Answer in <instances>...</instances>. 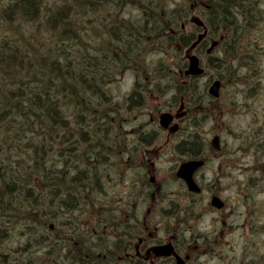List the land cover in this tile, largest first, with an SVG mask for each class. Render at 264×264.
<instances>
[{
    "label": "trees",
    "instance_id": "16d2710c",
    "mask_svg": "<svg viewBox=\"0 0 264 264\" xmlns=\"http://www.w3.org/2000/svg\"><path fill=\"white\" fill-rule=\"evenodd\" d=\"M195 1H204L208 7L200 8L209 34L199 50L203 52L211 39L224 38L220 51L206 58L213 80L236 85L243 78L245 82L252 79L259 47L252 42L260 39L255 30L264 16L263 0H10L1 5L0 247L17 226L31 236L34 228L30 225L35 224L44 232V239L47 232L51 235L48 248L53 251L59 243L53 240L58 227L55 224L51 230L34 215L39 213L35 203L44 204L40 207L45 213L51 196L52 202L70 193L78 199L77 192L84 187L87 200L80 215L86 220L70 234L76 233L82 253L74 262H94L96 241L105 239L104 221L112 222L114 216L110 215L128 211L113 207L112 199L94 200L111 157V134L124 135L125 112L139 109L147 98L154 105L155 98H162L172 107L184 98L191 121L188 124L198 128L208 121L212 110L221 111L222 104L236 108L233 97L225 103L222 98L212 100L207 92L209 84L201 85L199 78L181 77L175 71L186 68L183 51L199 31L196 27L182 29V24L190 21L194 12L190 5ZM107 6L109 9H103ZM127 11L128 17L122 18ZM154 51L162 54L157 64L149 59ZM245 68L250 70V77L239 75ZM127 71L136 77L143 75V82L125 102L114 101L110 94L113 89L108 87ZM135 132L138 142L133 147L125 145V156L120 152L127 157L122 161L125 164L127 151L132 152L135 164L142 159L141 148L150 144L154 133L142 129ZM191 143L182 140L183 154H191ZM94 216L100 219L93 221ZM123 219L118 220L121 226L115 230H127ZM83 222L92 224L97 233L89 227L84 229ZM46 244L47 240L42 242V246ZM61 253H53L49 262L57 264ZM14 255L13 264H25L21 252ZM98 255L113 261L110 252ZM65 260L64 255L61 261Z\"/></svg>",
    "mask_w": 264,
    "mask_h": 264
},
{
    "label": "flooded vegetation",
    "instance_id": "af4514ba",
    "mask_svg": "<svg viewBox=\"0 0 264 264\" xmlns=\"http://www.w3.org/2000/svg\"><path fill=\"white\" fill-rule=\"evenodd\" d=\"M249 126L238 132L226 123L220 149L214 148L212 140L204 142L200 150L195 146L190 157L203 161L194 173L199 190L189 192L184 181L171 175L181 186L180 196L185 197L175 209L171 208L175 200L167 198V177L159 162L161 154L173 151L176 135L160 136L143 147L142 161L137 165L133 161V171L143 174H134L117 199L128 201V211L123 217H111L113 237L107 241V250L113 261L60 264H176V255L183 264H264L263 113ZM168 210L173 212L172 226L189 224L190 239L180 240L178 229L167 230L162 213ZM124 217L127 230H115ZM83 226L87 228L86 223ZM167 244L173 245L174 254L160 255L158 247ZM0 264L6 263L3 260Z\"/></svg>",
    "mask_w": 264,
    "mask_h": 264
},
{
    "label": "rangeland",
    "instance_id": "374dc122",
    "mask_svg": "<svg viewBox=\"0 0 264 264\" xmlns=\"http://www.w3.org/2000/svg\"><path fill=\"white\" fill-rule=\"evenodd\" d=\"M9 1L10 0H0V8L2 4H6ZM174 2L178 3L180 2V0H174ZM262 8L264 9V0L262 1ZM103 9H109V6ZM122 16H123L122 18H127L128 11L124 13ZM92 18L94 20L99 19V17H92ZM257 27L258 28L255 31H257L258 37L260 39H257L258 42L257 41L252 42L255 44L257 43L259 44L256 60L253 63L256 74L252 79L248 78L246 82L245 79L243 78L236 85L232 81H229L228 85L223 84L221 100H223L225 103L230 99H232L233 97L237 102L236 108L230 109L226 105L222 104L221 111L220 110H219L220 112L214 111L215 113H213L212 110V113L210 114L211 116L210 118H208V121L204 123V125L198 128L193 126L190 127V125L188 124V122L189 123L191 122L190 117L186 118L187 122L183 124V128L181 132H179L175 137V139L173 140L174 142L173 151L167 150L163 154H161V160L159 164L161 166V169L163 170V175L167 177L166 178L167 189H168L167 198L175 200L173 204L171 202L172 209L179 207L180 204L185 202V197L180 196L178 192L181 186H179V183L174 176L172 178L170 177L174 173V171L172 170L173 165L175 163L181 162V159L185 158L186 156L185 155L186 153L185 154L182 153V149L180 146L182 140L184 139L191 140L192 142L191 152L192 149L195 148V145L197 149L199 146L200 147L199 150H200L202 147H204L203 146L204 142L209 141L213 138L214 136L213 132H218L220 134H223L222 130L226 123L229 124L234 130H237L239 132V130L248 129L250 127L249 124L251 123V120L258 118L261 112L264 115V108H262V105H264V16H262V19L259 20ZM193 28L194 27L192 25L187 26L188 31ZM247 40L249 41L251 39L247 38ZM219 51L220 50H217L214 54H217ZM199 55L201 56L203 63L205 64V62L207 61L206 57L204 56L203 53H199ZM161 58H162V54L160 53V51H154L150 55L149 59L151 63L155 62L157 64ZM212 73L213 71L211 70V68L207 67V75L202 78H199V84L204 86L206 84L210 85L213 80ZM239 75L243 77L244 76L250 77L251 72L249 69L245 68L240 71ZM142 78H144L143 75H137L136 77L133 73L128 71L121 78L118 77L108 87L109 90L110 87H112L113 89V91L110 90L111 91L110 94L113 100L119 102H125L129 94L134 90H137L136 89L137 84L143 82ZM248 84H254L255 87L252 88L251 86H248ZM157 98L159 99V97ZM155 100L156 103L154 105L152 103L153 100L147 98V101L144 103L143 106H140L139 109H135L132 112H125V116H123L125 119L124 120L125 128H123L124 135L122 137L121 135H117L116 133L111 134L113 136V140L108 143L110 149L109 154L111 157L107 161V163L109 164L105 167L107 171L102 175L101 188L98 187L94 191V200H97L98 198L101 199L104 198L110 200L112 199L114 201V203L112 202L113 207H115L116 200H114V198L117 197V195H118V199L121 198L123 196L122 193L127 190L126 184L130 183V179L132 181L133 170L130 171L127 165L122 161L127 159V157H123V155L125 154V145L126 144L134 145V142H138L139 140V135H136L135 130L142 129L145 132H154L150 144H146V145H151L154 139H157L160 136H162L163 138L165 137L166 133L161 129L157 121L158 115L161 112L170 111L172 108L175 111L176 109H178L179 104L176 107H172L168 101L167 102L163 101L162 98L161 100L159 99L158 101L155 98ZM142 102H144V99H142ZM218 104L219 103H215V107H218ZM186 108L188 110V106ZM189 130L191 131V133L188 135L187 132ZM195 140L198 141L194 142ZM118 142H120L121 146H119ZM120 152H122L123 155H121ZM50 155L51 157L54 156L52 153ZM127 161L130 163V160ZM115 163H117V165ZM84 181H85V176H84ZM77 194H78V199H75L74 195L70 193L68 196L63 198L61 197L59 200L54 202H52L53 196H51V198L46 204L45 213L42 212L40 207L44 204H40L38 201L35 203V206L39 209V213L37 212L34 215L40 216L41 220H44L43 224H45V226L56 224L58 227V231H56V233L53 234V240L59 243H55V247L53 251L52 249L48 248L51 235L47 232L46 238L44 239L43 237L44 232L37 229L38 225L35 224L30 225L32 228H34V230L31 232L32 233L31 236L28 235V233H26L25 231H22L20 226H17V228L13 232L14 233L13 236L8 240L3 241L2 243L4 245L3 246L1 245L0 247V253L4 254L3 255L4 258L9 259L7 262H9V264L15 262L13 258L15 256L14 252H21L20 258L23 259L25 262L35 261L37 262V264L39 262L52 263L49 262L52 261V254L53 253L58 254L59 250L62 251L61 253L62 257L56 258L57 264L72 263L74 262L75 259L82 257V253L80 252L81 248L77 247L80 245V243L78 242L79 240L76 238L75 235L76 233L70 234V232L72 229L79 227L78 224L81 221L86 220L84 216H81L80 214L82 213L81 210H85L84 201L87 200L86 199L87 191L83 187V189L82 190L80 189V191H78ZM33 195L34 196L37 195V192L33 193ZM69 198H74V200L70 201L68 200ZM127 202L125 201L118 202V205L126 208ZM28 203L30 202L28 201ZM71 205L73 209H70ZM162 214H163L162 220H164V222L166 223L167 230L178 229L180 240H183L185 238L190 239L191 231L188 226L189 224L187 225V223H185L181 225L180 228H178V225L176 224L172 226V220L174 218L173 212L168 210L166 213H162ZM61 220L63 221L60 224ZM83 225L82 227L84 229H88L85 228ZM91 232L97 233L95 229H93V231ZM46 240H47L46 246H42V242H46ZM107 241L108 238L106 236L104 240L100 239L96 241V243H98L97 256H93L94 262L91 263L110 262V258L104 259L103 257H99L98 255L99 253L108 252ZM82 249H84L83 245H82ZM69 251H73L74 254L71 256L69 254ZM44 252H47V255H45ZM64 255L66 260L61 261Z\"/></svg>",
    "mask_w": 264,
    "mask_h": 264
},
{
    "label": "water",
    "instance_id": "95a60500",
    "mask_svg": "<svg viewBox=\"0 0 264 264\" xmlns=\"http://www.w3.org/2000/svg\"><path fill=\"white\" fill-rule=\"evenodd\" d=\"M194 22L197 23L200 27H204V24L198 18H195ZM205 35H206V29L203 34H200L198 36V40L192 45L190 51L188 52L187 57L189 59V65L185 71L186 76H202L205 73V69L201 66L200 58L197 55L191 54V51L197 46V44H199L203 40ZM218 43H219L218 41L213 42L211 48L208 49V53H211V51L218 45ZM180 74L183 75V72H181ZM220 89H221V82L220 80H216L209 88V93L214 97H219ZM183 108L184 105L182 103L180 110H183ZM182 116L183 114L176 115L177 118H181ZM173 119H174V115H172L171 113L169 112L161 113L159 116V122L161 127L169 128ZM178 129H179V125L176 123L173 126H171L170 133H175L178 131ZM218 142H219V138L215 137L213 143L216 147H218ZM201 165H202V161L190 160L184 162L177 171V176L186 181L190 191L198 190L197 185L193 179V174L196 171V169ZM161 249H162L161 253L167 255L171 253L172 247L165 246L162 247ZM178 264H181V262L179 261Z\"/></svg>",
    "mask_w": 264,
    "mask_h": 264
},
{
    "label": "bare ground",
    "instance_id": "6f19581e",
    "mask_svg": "<svg viewBox=\"0 0 264 264\" xmlns=\"http://www.w3.org/2000/svg\"><path fill=\"white\" fill-rule=\"evenodd\" d=\"M223 136V134H221ZM204 144V143H203ZM196 146V145H195Z\"/></svg>",
    "mask_w": 264,
    "mask_h": 264
}]
</instances>
